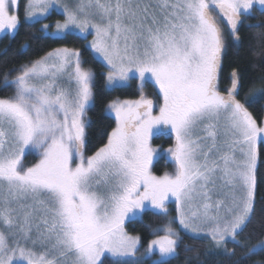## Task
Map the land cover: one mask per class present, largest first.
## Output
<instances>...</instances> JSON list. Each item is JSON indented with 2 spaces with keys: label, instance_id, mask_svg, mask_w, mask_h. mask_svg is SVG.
Segmentation results:
<instances>
[{
  "label": "snow or ice",
  "instance_id": "6c2138e0",
  "mask_svg": "<svg viewBox=\"0 0 264 264\" xmlns=\"http://www.w3.org/2000/svg\"><path fill=\"white\" fill-rule=\"evenodd\" d=\"M17 4L0 0V31L18 29L11 11ZM256 4L264 8V0H76L74 6L28 0L26 20L39 23L54 5L64 15L47 38L91 30L93 59L108 68L106 90L138 78L141 94L107 105L115 127L103 146L85 155L95 73L78 50L56 48L3 74L0 90L12 94L0 98V264H103L106 253L124 264L140 244L125 222L148 205L167 216L170 197L192 238L205 234L221 246L227 237L239 245L236 237L254 215L257 143L264 140V126L246 104L264 98V89L241 102V76L233 71L231 87L220 91L226 44L213 11L238 44L241 15ZM145 82L157 89L156 102L143 94ZM159 134L174 137L165 153L174 171L158 176L151 170L159 155L151 140ZM32 150L39 160L25 167ZM158 231L165 234L149 243L143 259L154 250L178 257L180 237L171 221Z\"/></svg>",
  "mask_w": 264,
  "mask_h": 264
},
{
  "label": "trees",
  "instance_id": "16d2710c",
  "mask_svg": "<svg viewBox=\"0 0 264 264\" xmlns=\"http://www.w3.org/2000/svg\"><path fill=\"white\" fill-rule=\"evenodd\" d=\"M25 2L20 1V25L13 34H7L0 39V79L9 69L19 68L43 57L47 52L56 48L67 47L76 49L85 61L84 67L95 73L94 100L87 111L85 119L88 120L86 152L92 155L99 147L107 142V134L115 127V120L106 112L107 105L115 99L135 98L139 96L136 80L129 86L116 87L106 90V66L98 59H93L92 50L88 47V39L74 34L65 37L47 38L48 32H42L45 24L52 31L56 22L63 19L62 15L53 13L39 23L25 20ZM239 42L234 43L233 38L226 32V51L222 55L219 89L221 92L231 87L230 76L236 71L241 76L240 94L238 98L244 99L258 88L264 89V11L254 9L241 21L238 30ZM18 73H13L9 79ZM12 90H0V98L10 96ZM257 124L262 126L264 121V98L252 105H247ZM154 145L162 144L172 146L174 137L160 136L154 139ZM258 169L255 209L252 222L237 236V241H227L223 249L211 246V242L203 238H192L191 235L181 232L178 257L161 264H264V249L252 252L250 250L264 240V142L258 150ZM166 159L158 161L154 167L156 174H163L171 168ZM163 216L151 210L143 213L139 219L131 220L127 225L129 233L140 237V252H143L152 241L153 229L161 224ZM193 249L194 251H186ZM235 253V255H231ZM103 264H115L111 259L103 260ZM152 264V263H146Z\"/></svg>",
  "mask_w": 264,
  "mask_h": 264
},
{
  "label": "rangeland",
  "instance_id": "374dc122",
  "mask_svg": "<svg viewBox=\"0 0 264 264\" xmlns=\"http://www.w3.org/2000/svg\"><path fill=\"white\" fill-rule=\"evenodd\" d=\"M20 1H21V0H18V4H17V6L11 10L13 14H17V15H18V18H19ZM27 2H28V0H26V2H25L26 5H27ZM61 2H62V3H67L69 6H74L75 3H76V0H61ZM143 2L147 3V2H149V0H143ZM151 2H155V0H151ZM26 5H25V13H26ZM256 8L259 9V10L264 11V8H261V6H260L259 4L254 5V9H256ZM57 9H58V6H57V5H54V6H53V9L50 10V13L47 14L46 16H44V17L39 18V21H41V20H45V19H47L50 15H52L53 13H56V14H59V15H62V16H63V19L58 21V22H61V23H62V22L64 21L65 17H64V15L61 14ZM254 9H253L251 12H249V13H247V14H245V15H241V21L243 20V18H244L245 16L251 14V13L254 11ZM213 16L217 19V21H218V23H219V26L222 28L223 32H224V31H228V32H229V30H228L229 28L226 29V27H228L227 24H226V20H225L222 16H220V15L218 14V10L213 11ZM25 20H26V17H25ZM26 21L31 22V23L33 22V21H31V20H26ZM19 22H20V18H19ZM223 22H224V23H223ZM56 23H57V22H56ZM19 25H20V23H19ZM18 27H19V26H18ZM223 27H225V28H223ZM16 31H17V30H15V31L13 32L12 30H7V29L4 30V31H0V39H1L3 36H5V35H7V34H13V33H15ZM47 32H48V33H53V32H56V29H55V27H54V29H53L52 31H50V30L47 29ZM225 33H226V32H225ZM225 33H224V35H225ZM74 35H78V36L82 37L83 39H88V40H89L88 45H90V43H91V41H92V39H93V35H94V34L91 32V30H89V33H88V34L81 35V34H79V30H76V34H74ZM62 37H65V36H62ZM98 60L101 61L100 59H98ZM101 62H102V61H101ZM104 65H105V64H104ZM105 66H106V65H105ZM85 68H86V67H85ZM106 68H107V66H106ZM107 71H108V68H107ZM106 75H107V72H106ZM133 80H136L137 88H138V90H139V96H140V94H141V88H140V81H139L138 78L130 79V80L127 82L126 86H129ZM122 87H125V86H122ZM260 89H262V88H258L257 90H260ZM255 91H256V90H255ZM156 92H157V89L154 87V85H153L151 82H145V84H144V86H143V94H144L146 97H148V98H150V99H153L154 102H156V101H157ZM139 96H138V97H135V98H125V99H119V100H134V99H138ZM238 99H239V98H238ZM115 100H116V99H115ZM241 102H244V99H242ZM91 106H92V104L89 106V108H90ZM88 110H89V109H88ZM88 110H87V111H88ZM155 111H157V110H154V113H155ZM249 112H250V111H249ZM250 113H251V112H250ZM86 114H87V112H86ZM108 114H109L110 117H112V118L114 119V114H110V113H108ZM251 114H252V113H251ZM252 116H253V115H252ZM253 118H254V117H253ZM114 120H115V119H114ZM223 125H224V120H223V118H222V119H221V134H222V138H223V133H224ZM262 126H264V121H263V125H262ZM159 135H162V134H159ZM261 142H264V140L258 141V143H257V148H258V150H259V145H260ZM151 145H152L153 148L157 149V151H158V153H159V155L157 156V158L154 159V161H153V165H152V169H151V170H152V172H153L154 175H158V176H159V174H156V173H155L153 166H154V164H155L156 162H158V161H160V160H162V159H166L165 162H169V160H168V158L166 157L165 153H166L167 149H168L169 147H171V146H164V145H162V144L154 145V144H152V140H151ZM85 155H90V154H88V153L86 152V150H85ZM237 158H239V153H237ZM38 160H39L38 152H37L36 150H32L30 153H29V152H26V155H25L24 160H23V164L25 165V167H29V166H32L33 164L37 163ZM169 163H170V162H169ZM170 164H171V163H170ZM171 165H172V164H171ZM257 169H258V163H257ZM173 171H174V167H173V165H172V167L166 169L165 172H169V173H171V172H173ZM165 172H164V173H165ZM164 173H163V174H164ZM163 174H160V175H163ZM217 184H218V185H221V184H222V181L217 180ZM223 191L226 192L227 189L225 188V189H223ZM221 194H222V193H220V192H218L217 194H214L213 199H218V198H220ZM255 198H256V194H255ZM167 209H168V214H167V216H163V215L160 214L161 216H163V221H161V224H160V225H157L156 227H154L153 232H154L155 229L163 228L166 224H168L169 221H171V227H172L176 232H178L180 239H181V232L186 233V234H189V235L192 236L191 233L186 232V230H184L183 227L179 224L178 214H177L176 205H175V202H174V198H173V197H170L169 200L167 201ZM147 210H151V211H153V212L159 214L158 210H153V209H151V206H150V205H148V206L146 207L145 211H147ZM145 211H143V213H144ZM143 213H139V214L137 215L136 219L141 218L142 215H143ZM132 220H134V219H132ZM130 221H131V220H128V221L125 222V231H126V232H128V230H127V225H128V223H129ZM201 227L206 228L207 226H206V225H201ZM128 234H129V235H132V236H136V235L131 234V233H129V232H128ZM164 234H165V233H164L163 231L154 232V236H153V239H152V240L157 239V238H159L160 236H163ZM200 238H203V239H207V240H209V241L211 242V246L213 245V247H217L218 249H220V248L223 249L224 244H225L227 241H233L231 238H227V237H226V239H225V241L222 243V245H221V246H217L216 243L212 240L211 236H207V235H205V234H201ZM236 240H237V237H236ZM147 249H148V247H147L143 252H140V244H139V245H138V250H137V252H136L135 257H127V258H123L124 264H135L136 261H140V260L143 261V264H146L147 262H148V263H152V261H155V260H157V259H159L161 262L169 261V258L159 257L158 250H154V253H153V255L151 256L150 259H143V258L145 257V255H146V253H147ZM262 249H264V240H263L261 243L257 244V245L253 248L254 252L260 251V250H262ZM37 251H40V249L38 248ZM177 251H178V250H177ZM107 258L113 260L114 262H115L116 259H117V258L111 257V255L108 254V253H106L104 256L101 257L102 261L105 260V259H107ZM17 264H22V262H17Z\"/></svg>",
  "mask_w": 264,
  "mask_h": 264
},
{
  "label": "flooded vegetation",
  "instance_id": "af4514ba",
  "mask_svg": "<svg viewBox=\"0 0 264 264\" xmlns=\"http://www.w3.org/2000/svg\"><path fill=\"white\" fill-rule=\"evenodd\" d=\"M225 19V18H224ZM224 23V22H223ZM227 24V23H226ZM240 25H241V23H240ZM240 27V26H239ZM223 28H225V27H223ZM228 27H226V29H227ZM222 29V28H221ZM229 30V29H228ZM238 30H239V28H238ZM225 32H228V31H224V33ZM222 93H224V94H226V92H222ZM238 98V97H237ZM160 136H169V135H165V134H162V135H156V136H154L153 138H152V144H153V142H154V139L155 138H158V137H160ZM158 162H156L155 164H154V166H153V168L155 167V165L157 164Z\"/></svg>",
  "mask_w": 264,
  "mask_h": 264
},
{
  "label": "water",
  "instance_id": "95a60500",
  "mask_svg": "<svg viewBox=\"0 0 264 264\" xmlns=\"http://www.w3.org/2000/svg\"><path fill=\"white\" fill-rule=\"evenodd\" d=\"M240 24L238 25V28H239Z\"/></svg>",
  "mask_w": 264,
  "mask_h": 264
}]
</instances>
